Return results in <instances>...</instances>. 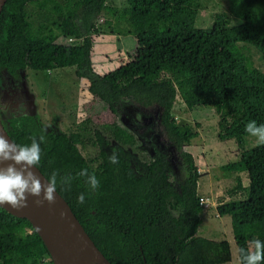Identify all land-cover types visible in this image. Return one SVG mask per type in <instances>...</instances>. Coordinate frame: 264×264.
<instances>
[{
  "label": "trees",
  "instance_id": "16d2710c",
  "mask_svg": "<svg viewBox=\"0 0 264 264\" xmlns=\"http://www.w3.org/2000/svg\"><path fill=\"white\" fill-rule=\"evenodd\" d=\"M198 7L197 0H123L120 6L106 0H5L2 5L0 70L74 66V74L87 80L88 91L113 117L127 112L128 105L158 110L159 130L170 154L155 144L150 160L134 165L127 147L138 138L113 122L109 128L115 146L95 132L100 161L94 167L77 146L82 144L79 131H45L25 113L8 117V125L2 122L18 147L31 146L33 139L39 145L37 168L47 179L57 174L56 191L111 264L231 260L226 239L196 233L207 204L200 203L199 172L183 148L196 133L190 123L171 116L176 95L188 109L211 107L217 138L236 145V160L223 167L245 172L247 184L236 175L227 190L231 197L215 208L219 216L230 217L239 263L247 264L257 240L264 245V145L248 146L254 136L245 130L250 121L264 125V0H228L227 12L215 13L211 25L203 28L195 26ZM115 26L133 38L128 59L98 73L90 59L92 34ZM56 30L61 39L76 41L59 40ZM250 49L259 54L257 66ZM113 153L117 163L110 159ZM169 159L186 171L177 182L169 180ZM92 175L100 182L95 190L89 183ZM81 194L83 204L78 203ZM0 264H53L30 222L1 206Z\"/></svg>",
  "mask_w": 264,
  "mask_h": 264
},
{
  "label": "rangeland",
  "instance_id": "374dc122",
  "mask_svg": "<svg viewBox=\"0 0 264 264\" xmlns=\"http://www.w3.org/2000/svg\"><path fill=\"white\" fill-rule=\"evenodd\" d=\"M197 1L199 7L195 19L196 27L210 26L215 13L228 10V0ZM106 3L120 6L123 0H106ZM29 6L34 7L32 4ZM101 21V18L97 20L98 23ZM232 22H235L234 18ZM99 25L103 27L102 23ZM56 32L60 40L61 33L59 30ZM92 38L90 59L96 72L110 71L128 59L127 53L133 45V38L128 34H121L118 26L111 31L93 33ZM61 40L76 41L68 40L66 37ZM250 52L253 65H259V54L254 49H250ZM87 85L85 78L74 74V66L51 70L25 68L13 73L3 68L0 70V120L8 125V117L25 113L34 117L45 131L81 132L82 144L77 146L83 157L92 160L89 163L93 167L100 161V145L95 140V132L98 131L101 136L109 139L112 147L116 145L110 137L111 122L134 132L138 138L134 144L127 147L131 152L129 162L132 165L134 162L150 160L152 146L155 144L170 154L164 136L159 130L156 106L143 108L128 105L127 112L113 117L103 102L88 91ZM171 116L178 123H190L196 133L183 145V148L193 156L199 172L197 194L207 199L206 208L201 211V222L196 233L217 240L226 239L230 246L231 260L224 264H240L230 217L219 216L215 208L218 203L231 197L227 190L234 185L236 175L240 176L243 185L247 184L245 172L230 171L223 167L228 162L236 160V145L229 139L217 138V119L211 107L197 105L188 109L179 95H176ZM256 139L257 137H254L248 146H253ZM104 148L108 150L110 146L105 145ZM173 160L169 159L167 171L169 180L177 182L185 176L186 171L179 162Z\"/></svg>",
  "mask_w": 264,
  "mask_h": 264
},
{
  "label": "water",
  "instance_id": "95a60500",
  "mask_svg": "<svg viewBox=\"0 0 264 264\" xmlns=\"http://www.w3.org/2000/svg\"><path fill=\"white\" fill-rule=\"evenodd\" d=\"M4 2L5 0H0V11ZM0 135L13 142L1 120ZM12 155H15V152ZM9 165H14L18 171L25 167L23 164H15L14 160H6L0 162V169H7ZM30 170L39 176L42 183L47 182L48 179L36 166H32ZM55 195L54 204L45 201L39 206L35 203L38 198L29 195L27 208L17 210L8 204L1 207L10 214L24 217L30 222L46 246L53 264H111L95 246L68 203L57 191Z\"/></svg>",
  "mask_w": 264,
  "mask_h": 264
},
{
  "label": "clouds",
  "instance_id": "9594fccd",
  "mask_svg": "<svg viewBox=\"0 0 264 264\" xmlns=\"http://www.w3.org/2000/svg\"><path fill=\"white\" fill-rule=\"evenodd\" d=\"M245 130L251 136L257 137V145H264V125L257 127L255 121H250ZM41 139L43 140L44 137ZM13 152L15 155H12ZM110 159L112 163L118 162L115 153ZM6 160H14L15 164H23L25 167L20 171L14 165H9L7 169H0V206L8 204L17 210L27 208L29 195L38 198L35 203L39 206H42L45 201L48 204L56 202L57 174L53 173L46 183H42L39 176L30 170L32 166L37 167L41 160V149L34 139L31 146L18 147L14 142H9L0 135V162ZM86 172L85 169L79 175H84ZM89 183L93 190L100 184L95 175L89 178ZM84 201L85 197L81 194L78 203L83 204ZM261 260H264V245L257 240L255 252L247 256V264H258Z\"/></svg>",
  "mask_w": 264,
  "mask_h": 264
},
{
  "label": "bare ground",
  "instance_id": "6f19581e",
  "mask_svg": "<svg viewBox=\"0 0 264 264\" xmlns=\"http://www.w3.org/2000/svg\"><path fill=\"white\" fill-rule=\"evenodd\" d=\"M201 198L203 199V203H202V204H207V199H206V197L201 196Z\"/></svg>",
  "mask_w": 264,
  "mask_h": 264
},
{
  "label": "built area",
  "instance_id": "2783aa9c",
  "mask_svg": "<svg viewBox=\"0 0 264 264\" xmlns=\"http://www.w3.org/2000/svg\"><path fill=\"white\" fill-rule=\"evenodd\" d=\"M68 40H71V38H68ZM200 203H203V199L200 198Z\"/></svg>",
  "mask_w": 264,
  "mask_h": 264
}]
</instances>
